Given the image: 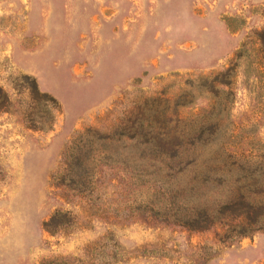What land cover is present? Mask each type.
<instances>
[{
	"label": "rangeland",
	"instance_id": "374dc122",
	"mask_svg": "<svg viewBox=\"0 0 264 264\" xmlns=\"http://www.w3.org/2000/svg\"><path fill=\"white\" fill-rule=\"evenodd\" d=\"M0 90V264H264V0H0Z\"/></svg>",
	"mask_w": 264,
	"mask_h": 264
},
{
	"label": "trees",
	"instance_id": "16d2710c",
	"mask_svg": "<svg viewBox=\"0 0 264 264\" xmlns=\"http://www.w3.org/2000/svg\"><path fill=\"white\" fill-rule=\"evenodd\" d=\"M5 98L6 102L8 101V97L5 92L0 90ZM187 205L185 202L182 203V206H178L177 211L180 216V219L187 223L186 221L191 220L192 225L184 224L186 227L190 229H205L212 225H214L216 219L220 217V215H229L234 212L239 207H246L247 210L253 209L255 204L246 198L244 194H240L237 198L227 199L226 201L221 202L220 208L216 212H208L207 210L198 211L193 219H191V215L187 212ZM203 223V224H202ZM55 264V263H49Z\"/></svg>",
	"mask_w": 264,
	"mask_h": 264
}]
</instances>
